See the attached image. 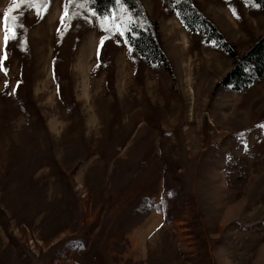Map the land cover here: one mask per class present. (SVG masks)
Returning <instances> with one entry per match:
<instances>
[{"label": "rangeland", "instance_id": "1", "mask_svg": "<svg viewBox=\"0 0 264 264\" xmlns=\"http://www.w3.org/2000/svg\"><path fill=\"white\" fill-rule=\"evenodd\" d=\"M192 1L240 56L264 35L250 0ZM141 2L169 63L0 0V264H264V79L219 86L234 59Z\"/></svg>", "mask_w": 264, "mask_h": 264}, {"label": "trees", "instance_id": "2", "mask_svg": "<svg viewBox=\"0 0 264 264\" xmlns=\"http://www.w3.org/2000/svg\"><path fill=\"white\" fill-rule=\"evenodd\" d=\"M75 1L80 3V0ZM250 1L254 4H259L260 7L258 8L264 10V0ZM95 8L100 13L111 10L116 15L122 9L114 4V0H96ZM122 10H126L134 18L132 31L128 33L134 52L139 57L145 54L152 57V60L163 59L169 63L160 42L159 25L150 19L141 0H126ZM172 10L177 12L188 29H199L204 37L214 41L223 52L234 59L233 69L224 77L219 86L240 91L255 80L264 79V35L253 42L245 55L240 56L235 47L227 41L216 25L200 12L192 0H174ZM12 20L9 17L8 22L11 24ZM8 50L9 47H7V55ZM20 51L22 52V49ZM23 60L25 61L26 59L23 57Z\"/></svg>", "mask_w": 264, "mask_h": 264}, {"label": "snow or ice", "instance_id": "3", "mask_svg": "<svg viewBox=\"0 0 264 264\" xmlns=\"http://www.w3.org/2000/svg\"><path fill=\"white\" fill-rule=\"evenodd\" d=\"M17 5H26L30 8L31 11H34L37 16H41L42 13H47L48 5L50 0H16ZM75 0H67V3L64 5V15L61 17V22L70 17L71 13L69 11V5L74 3ZM254 2V0H253ZM96 0H80L79 7L85 8L89 13L88 16H85V20L89 23L98 22L102 31L108 32L111 35H115L123 38L124 42L128 44L129 51L132 52L134 49L131 46V42L128 38V33L132 31V22L133 17L128 14L125 10L121 15H116L115 12L111 10H106L103 13H100L95 8ZM126 0H114V4L118 5L120 8H124ZM256 7H260L259 4H255ZM233 14L236 15L235 9H233ZM237 18H239L237 16ZM4 53L0 56V70L4 71L7 74V68L3 66V62L7 59V45L10 40H16L17 37V28L23 27L21 23L15 18L12 20L11 26L8 23L9 17L5 13L4 17ZM108 37H105L107 39ZM26 44V40L24 41ZM104 40H101V46H103ZM264 127V126H261Z\"/></svg>", "mask_w": 264, "mask_h": 264}]
</instances>
